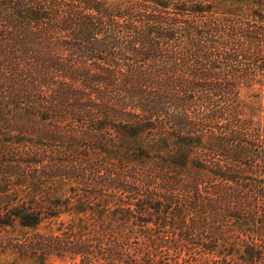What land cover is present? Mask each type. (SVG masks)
<instances>
[{"label": "trees", "instance_id": "16d2710c", "mask_svg": "<svg viewBox=\"0 0 264 264\" xmlns=\"http://www.w3.org/2000/svg\"><path fill=\"white\" fill-rule=\"evenodd\" d=\"M263 89L264 0H0V227L38 230L21 257L264 264Z\"/></svg>", "mask_w": 264, "mask_h": 264}, {"label": "rangeland", "instance_id": "374dc122", "mask_svg": "<svg viewBox=\"0 0 264 264\" xmlns=\"http://www.w3.org/2000/svg\"><path fill=\"white\" fill-rule=\"evenodd\" d=\"M262 101L264 103V89L261 91ZM1 136H5L8 138V133H3ZM8 144L9 148H12L16 145H11L8 142H3V147L5 148V145ZM8 168H6L4 171H6ZM184 174L190 178H196L199 176L198 172H196L193 168L189 167L187 171L184 172ZM8 177L5 176V173L0 172V199L2 198L1 195H5V190L9 184ZM9 187V186H8ZM4 193V194H3ZM126 200V199H125ZM131 203V200L127 204L123 205H114L110 204V207L112 209H116L118 207L126 208L131 207L135 208L134 202ZM127 215V214H126ZM105 217L108 218H120L124 217L123 214L120 213H109ZM149 217H156V215H149ZM65 218V217H64ZM127 219H130V222L141 224V220H137L135 218H130L126 216ZM66 219H70V217H66ZM146 219V218H143ZM144 228L152 229L157 227H163L164 225L161 223V221L157 222V218L150 222H144L143 223ZM170 224L165 226V230H170ZM38 230H34L31 228H22L19 225H16L14 227L10 226H1L0 227V264H82L80 258H76L75 260L71 259L69 256H58L56 254L52 253H46V256L42 258L40 256V252L38 253H32L29 252L27 257H21L17 252H15V249L13 248L14 245L12 243H18L24 241L27 236H34ZM14 239L15 242H10V240ZM88 264V263H85ZM92 264H98V263H92Z\"/></svg>", "mask_w": 264, "mask_h": 264}]
</instances>
